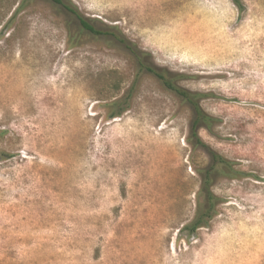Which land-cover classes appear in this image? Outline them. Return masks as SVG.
<instances>
[{
	"label": "rangeland",
	"instance_id": "1",
	"mask_svg": "<svg viewBox=\"0 0 264 264\" xmlns=\"http://www.w3.org/2000/svg\"><path fill=\"white\" fill-rule=\"evenodd\" d=\"M70 1L205 94L199 134L238 174L190 230L192 105L63 6L0 0V264H264V0Z\"/></svg>",
	"mask_w": 264,
	"mask_h": 264
},
{
	"label": "trees",
	"instance_id": "2",
	"mask_svg": "<svg viewBox=\"0 0 264 264\" xmlns=\"http://www.w3.org/2000/svg\"><path fill=\"white\" fill-rule=\"evenodd\" d=\"M50 1H52L53 3L57 5L63 6L65 9H67L68 11L76 15L85 30H88L94 34L109 33L112 36H114L116 39H118L120 42L125 43L128 49L137 58L140 70H147L148 72L153 73L156 77H158L162 81V83L168 89L172 90L178 96H180L183 100L187 101L188 103L192 105L194 109V117L191 123L190 139L193 141L195 147H201L204 150H206L211 159V163L209 164L208 167L198 169L204 176V189H206V205L202 207V209L200 206L195 218L187 226L190 230L195 232L198 228L205 225L208 221V218L211 219L214 212L216 211L217 195L211 189V185H212L214 176L218 172L217 167L219 165H224L225 167H228L230 169L232 176L236 177L238 174L237 171L232 166L231 161H229L228 159L220 156L218 153L213 151L211 147H209L206 143L203 142L199 134V131L201 128L205 127L208 130H211L217 121V118L207 113L201 105V100L203 99L205 94L201 92L190 91L186 88H183L177 85L174 77L170 76L165 69L158 68L149 62V56H150L149 53L127 44L126 39L118 36L115 31L108 32V31H103L101 29H97L87 18H85L79 12L77 7H75L70 0H50ZM233 1L238 6L241 5L240 0H233ZM24 5H25V0H22L18 9L23 7ZM121 114H122L121 111H117L113 113L111 116L115 117Z\"/></svg>",
	"mask_w": 264,
	"mask_h": 264
}]
</instances>
